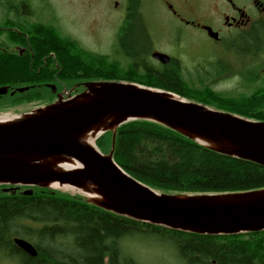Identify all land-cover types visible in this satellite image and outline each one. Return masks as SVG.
<instances>
[{"label": "trees", "instance_id": "trees-1", "mask_svg": "<svg viewBox=\"0 0 264 264\" xmlns=\"http://www.w3.org/2000/svg\"><path fill=\"white\" fill-rule=\"evenodd\" d=\"M15 12V17L0 21V35H14L17 44L30 45L34 56L0 53V86L9 89L0 95V113L34 101L40 102L39 107L46 105L63 89L70 94L83 91L84 82L113 80L161 88L209 107L264 121V84L246 95H224L209 82L211 78L219 80L217 65L212 72L199 71L194 81L172 63L159 70L147 63L144 70L132 64L121 66L108 55L82 48L54 24L33 22L26 19L25 12ZM121 45L136 64L138 43L130 31L122 37ZM26 86L28 90L10 94ZM112 137L111 130L98 136V149L109 153ZM113 159L129 175L162 193L264 189L263 165L214 151L146 119L116 128ZM28 189L32 190L30 196L0 190V247L10 254L20 252L10 241L13 235L36 241L37 255L22 254L23 264H62V258L73 264H102L106 253L110 264H131L122 255V241L145 231L172 242L186 264H264V230L228 235L188 232L115 214L82 195L40 186ZM61 239L62 246L58 244Z\"/></svg>", "mask_w": 264, "mask_h": 264}, {"label": "water", "instance_id": "water-1", "mask_svg": "<svg viewBox=\"0 0 264 264\" xmlns=\"http://www.w3.org/2000/svg\"><path fill=\"white\" fill-rule=\"evenodd\" d=\"M210 36L216 33L206 27ZM152 57L168 63L169 55ZM85 89L0 122V185L52 188L56 181L70 188L83 183L101 201L84 199L107 211L172 229L211 235L264 230V189L229 193L168 194L129 175L113 159L115 130L135 119L155 121L214 151L264 166V121L252 120L188 100L175 92L126 81L84 82ZM53 87V86H52ZM17 87L10 94L24 92ZM0 86V95L8 93ZM109 119L98 136L113 132L112 148L102 154L80 141L90 127ZM107 124V123H106ZM69 158L73 168H57L51 159ZM24 195H31L26 189ZM30 256L36 248L15 237Z\"/></svg>", "mask_w": 264, "mask_h": 264}, {"label": "flooded vegetation", "instance_id": "flooded-vegetation-1", "mask_svg": "<svg viewBox=\"0 0 264 264\" xmlns=\"http://www.w3.org/2000/svg\"><path fill=\"white\" fill-rule=\"evenodd\" d=\"M1 1L0 4H4ZM8 3L14 10L20 7H42L48 4L46 0H26L25 2L18 0L13 1L12 4L10 1ZM111 4L112 7L108 9V14L116 17L111 28L113 37L116 39L115 42L119 47L116 53L118 54L120 51L122 62L126 57L125 65L132 64L137 69L144 70V63H147L153 69L159 70V68H164L172 63L181 68L179 55L169 52L167 55L170 60L165 64L152 57L154 52L166 54L164 50L156 47L157 34L156 31H153L152 20H150V18L156 17L159 19L158 22L163 27V31L168 34V44L179 54L186 48H197L200 45L214 43L218 46L217 61L214 60V65L218 66L220 77L224 81L235 77L238 86L250 87V89L264 84V78L261 76L264 74V0H114ZM172 20L187 28L185 29L186 35L181 33L183 29L174 25ZM163 24L165 25L163 26ZM206 27H210L217 36H210ZM129 31L135 36L138 43L136 64L123 51L121 45L122 37ZM23 37L27 38L24 35ZM26 46L22 47L17 44L14 35H0V53L2 54H17L19 56L29 54L33 57L32 48L30 45L26 44ZM146 58H151L153 63H149ZM202 62L206 64L208 60ZM259 83L262 84L259 85ZM6 185L0 186V188L9 190L12 194L22 195H24L25 189L31 187ZM15 237H20L35 247L32 239L13 235L10 237V241L20 252L11 254L28 255L13 242ZM60 242L64 244L63 239ZM0 249L3 248L0 247ZM7 253L10 254V252ZM60 263L73 264L69 258H62ZM102 264H110L107 253L104 255Z\"/></svg>", "mask_w": 264, "mask_h": 264}, {"label": "rangeland", "instance_id": "rangeland-1", "mask_svg": "<svg viewBox=\"0 0 264 264\" xmlns=\"http://www.w3.org/2000/svg\"><path fill=\"white\" fill-rule=\"evenodd\" d=\"M9 1L10 4H12L13 1L15 2L18 0ZM23 1L25 2L26 0ZM46 1L48 2L46 6L20 7L18 10L21 13L25 12L26 19H29L30 21L54 24L63 35L70 36L76 40L82 48L92 53L110 55V59L117 61L121 66H125L124 61L126 57H124V61L122 62L120 51H118V54L116 53V51L119 50V47L115 42L116 39L113 37L111 30L116 17L108 14V9L112 7L111 3H113L114 0ZM1 2L4 4H0V21L6 16L15 17L17 15L15 12L17 8L16 10L11 8L7 0H2ZM7 8H10L12 12L7 13ZM150 20H152V29L153 31H156L157 34L156 47L162 51L164 50L166 54H169L170 52L171 54L179 55L181 69L186 78L194 81L200 74L199 71L202 69L207 72H212L213 69H215L214 60L217 61L216 55L218 54V46L216 44L207 43L205 45H200L197 48H186L181 54H179L168 44V34L164 32L163 27L159 25V19L152 17ZM172 23L180 26L183 29V32L181 33L186 35V27L180 25L175 20H172ZM164 25L165 24H163V26ZM158 27L159 30H157ZM146 59L149 63H153L151 58ZM206 59L208 60V63L204 64L205 62L202 61H205ZM261 76L264 78V74H261ZM218 79V81H212L213 78H211L209 82L214 90L224 95H246L253 91L250 87L243 88L238 86L235 77L224 81L219 74ZM261 84L262 83H259V85ZM64 98H67L66 95ZM38 105H40V102L34 101L5 110L1 112L0 115L8 114L16 116L29 109L37 108L39 107ZM102 151H104L105 154L106 149H102ZM52 189L73 195H84L79 191H74L70 187L66 189L53 187ZM32 242L36 241L33 239ZM59 242L60 241H58V244ZM59 245L62 246V244ZM122 247L123 257L126 260H129L131 264H186V262L181 259L177 248L172 242L167 241L158 233H152L149 231L136 233L124 239V241H122ZM0 264H23V257L19 254L10 255L6 250L0 249Z\"/></svg>", "mask_w": 264, "mask_h": 264}, {"label": "bare ground", "instance_id": "bare-ground-1", "mask_svg": "<svg viewBox=\"0 0 264 264\" xmlns=\"http://www.w3.org/2000/svg\"><path fill=\"white\" fill-rule=\"evenodd\" d=\"M16 116L14 115H0V122L4 121H11L15 118ZM109 119H105L104 121L100 122L99 124H96L89 129H87L81 136L79 137L80 141L88 144L92 147H95V137L96 135L101 132L105 127L108 126ZM107 123V124H106ZM52 164L57 167V168H73L76 167L77 164L70 160L69 158H61L57 157L54 159H51ZM51 187H58V188H68L69 186L67 184H60L56 181L49 182L48 183ZM74 191H79L86 195L88 198L91 200L95 201H101V198L96 193V190L94 189L93 186L88 185L86 183L77 185V186H72L71 187Z\"/></svg>", "mask_w": 264, "mask_h": 264}]
</instances>
